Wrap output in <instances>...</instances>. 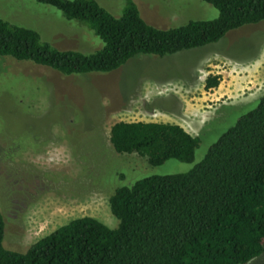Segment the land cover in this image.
<instances>
[{
	"label": "rangeland",
	"instance_id": "obj_1",
	"mask_svg": "<svg viewBox=\"0 0 264 264\" xmlns=\"http://www.w3.org/2000/svg\"><path fill=\"white\" fill-rule=\"evenodd\" d=\"M94 1L114 17L124 5V0ZM132 2L144 22L158 29L216 17L199 0ZM0 18L35 30L58 50L86 53L101 46L88 29L33 0H0ZM207 75L219 76L214 89H203ZM263 94L264 20L201 48L161 58L134 56L104 74L62 76L0 57L2 246L23 253L79 217L113 228L107 199L116 187L189 171ZM117 122L194 125L198 146L192 161L151 167L134 154H115L108 132ZM247 264H264V252Z\"/></svg>",
	"mask_w": 264,
	"mask_h": 264
},
{
	"label": "trees",
	"instance_id": "obj_2",
	"mask_svg": "<svg viewBox=\"0 0 264 264\" xmlns=\"http://www.w3.org/2000/svg\"><path fill=\"white\" fill-rule=\"evenodd\" d=\"M88 29L100 48L58 50L30 28L0 18V57L29 62L62 76L112 72L137 55L169 56L216 43L227 32L264 20V0H199L210 20L158 29L124 0L112 16L94 0H33ZM207 75L203 89L217 87ZM118 155L147 165L189 163L198 137L170 123L117 122L108 132ZM116 225L90 217L69 220L23 253L2 246L0 264H247L264 252V94L256 106L210 144L182 174L149 176L116 187L107 199Z\"/></svg>",
	"mask_w": 264,
	"mask_h": 264
},
{
	"label": "crops",
	"instance_id": "obj_3",
	"mask_svg": "<svg viewBox=\"0 0 264 264\" xmlns=\"http://www.w3.org/2000/svg\"><path fill=\"white\" fill-rule=\"evenodd\" d=\"M211 90V89H210ZM193 123V120H192ZM175 125H178L179 127H181L186 133H188L189 135H191L192 130L194 129V125L191 124V129H189V126L185 124V126L183 124H178V123H174ZM191 130V131H190ZM193 136V135H192Z\"/></svg>",
	"mask_w": 264,
	"mask_h": 264
}]
</instances>
